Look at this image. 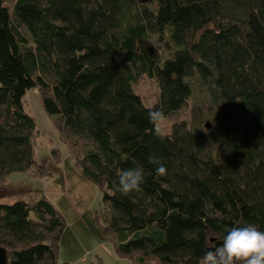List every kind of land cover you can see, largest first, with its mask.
Instances as JSON below:
<instances>
[{
  "label": "trees",
  "instance_id": "obj_1",
  "mask_svg": "<svg viewBox=\"0 0 264 264\" xmlns=\"http://www.w3.org/2000/svg\"><path fill=\"white\" fill-rule=\"evenodd\" d=\"M141 75L159 89L151 106L133 87ZM192 79L210 104L192 101L189 120L157 137L148 111L181 109ZM29 88L101 189L119 255L199 264L230 228L264 231V0H0V182L48 172L34 158ZM137 166L142 190L115 191L120 171ZM63 225L45 196L0 201L7 264H72L57 260Z\"/></svg>",
  "mask_w": 264,
  "mask_h": 264
},
{
  "label": "rangeland",
  "instance_id": "obj_2",
  "mask_svg": "<svg viewBox=\"0 0 264 264\" xmlns=\"http://www.w3.org/2000/svg\"><path fill=\"white\" fill-rule=\"evenodd\" d=\"M149 5L146 3L143 7ZM161 51L165 56L166 51ZM192 81L193 98L166 117L160 125L162 130L168 131L172 123L188 121L192 101L201 106L210 104L205 87ZM133 87L146 105L156 102L159 89L155 79L141 75ZM22 104L35 121L32 138L34 158L43 163L48 172L41 176L31 172L9 173L0 182V201L11 203L21 199L31 202L45 196L54 203L64 219L58 239V261L72 264H138L128 255H119L115 251L103 229L102 191L75 165L67 144L58 136L51 118L45 113L36 89L26 90ZM30 215L34 214L30 212Z\"/></svg>",
  "mask_w": 264,
  "mask_h": 264
},
{
  "label": "clouds",
  "instance_id": "obj_3",
  "mask_svg": "<svg viewBox=\"0 0 264 264\" xmlns=\"http://www.w3.org/2000/svg\"><path fill=\"white\" fill-rule=\"evenodd\" d=\"M148 119L154 125V134L163 139L160 125L166 119L164 111L150 109ZM148 162L157 165L155 169L157 176L167 174V169L159 157L150 155ZM144 180L142 166L121 170L115 191L125 196L132 192H139L142 190L141 185ZM199 264H264V231L254 224L230 228L223 237L222 243L206 251L200 258Z\"/></svg>",
  "mask_w": 264,
  "mask_h": 264
},
{
  "label": "water",
  "instance_id": "obj_4",
  "mask_svg": "<svg viewBox=\"0 0 264 264\" xmlns=\"http://www.w3.org/2000/svg\"><path fill=\"white\" fill-rule=\"evenodd\" d=\"M204 125L207 128L210 126L208 121H206ZM0 264H7L6 250L2 246H0Z\"/></svg>",
  "mask_w": 264,
  "mask_h": 264
}]
</instances>
